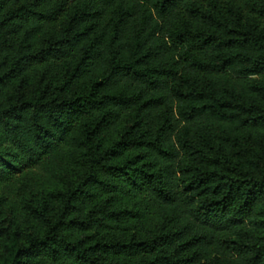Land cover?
Returning a JSON list of instances; mask_svg holds the SVG:
<instances>
[{
  "label": "trees",
  "instance_id": "1",
  "mask_svg": "<svg viewBox=\"0 0 264 264\" xmlns=\"http://www.w3.org/2000/svg\"><path fill=\"white\" fill-rule=\"evenodd\" d=\"M0 264H264V0H0Z\"/></svg>",
  "mask_w": 264,
  "mask_h": 264
}]
</instances>
